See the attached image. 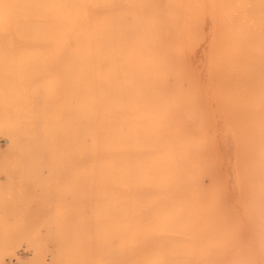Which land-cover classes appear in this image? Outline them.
I'll list each match as a JSON object with an SVG mask.
<instances>
[{
	"label": "rangeland",
	"instance_id": "obj_1",
	"mask_svg": "<svg viewBox=\"0 0 264 264\" xmlns=\"http://www.w3.org/2000/svg\"><path fill=\"white\" fill-rule=\"evenodd\" d=\"M79 1L83 17L43 50L55 93H9L1 76L0 264H179L147 227L191 207L211 215L180 264L232 263L226 217L245 216L248 126L264 119V14L224 24L213 1V15L197 0ZM22 48L4 45L10 63ZM134 170L155 190L106 177Z\"/></svg>",
	"mask_w": 264,
	"mask_h": 264
},
{
	"label": "bare ground",
	"instance_id": "obj_2",
	"mask_svg": "<svg viewBox=\"0 0 264 264\" xmlns=\"http://www.w3.org/2000/svg\"><path fill=\"white\" fill-rule=\"evenodd\" d=\"M105 1L108 0H93L94 4H104ZM116 1L124 3L126 0ZM212 1L217 3L216 13L219 20H222L224 24L230 22V17H234V22H237L242 17H251L252 14H264V0H197L195 7L200 14L213 15ZM83 8L84 4L79 0H0V93H3L4 88H6L1 83V76L4 71H9L14 76V80L7 85L6 90L9 93H41L40 88L42 93H55V83L51 78L50 64L44 56L43 50L56 43L58 31L62 30L66 33L71 22L83 17ZM167 12L172 15L174 10L169 7ZM123 17L124 10L121 9L115 15L106 18L104 29L112 31V22L115 20L123 25ZM91 20L93 21L92 18ZM10 39L15 40L17 49L23 47L21 58L15 56L14 60L9 59L13 60L12 63L8 61V54L4 50V45L8 44ZM199 49L201 50V48ZM217 62L221 67L226 65V61L220 56H218ZM231 77L234 79L233 76ZM104 98H102V102L103 99L107 102L106 97ZM247 134L245 154L248 162L246 167L247 176L250 179L251 194L248 195L249 204L242 221H236L233 216L226 217L227 221L228 219L231 221L230 228L233 231L230 233L232 238H228L229 242L235 238L237 241L234 243L233 249L235 250L234 262L232 261L230 264H264V119L263 121L261 119L254 120L253 123L250 121ZM133 145V148L137 150L143 145V142H136ZM97 147V144L93 143L90 147L83 146V151L85 154H89L98 149ZM106 177L107 179L112 178V181L115 180L114 183L117 182V184H123L127 179L130 187L136 183L149 186L154 190L156 188L154 182L146 180L136 170L132 171L128 177L120 174L106 175ZM101 193L104 195L102 191ZM230 213L232 212L228 211L227 214L230 215ZM210 215V209L207 207L203 211H196L192 207L188 211L180 208L171 209L166 213H160L157 220L148 224L147 231L150 233L151 239L160 241V243L162 239L169 238L171 240L170 246L167 249L158 248V250H162L161 252L166 255H178L180 264L184 257L192 254L189 247L190 241L193 238L202 239L201 232L205 231ZM188 231L194 233L193 238L191 234L188 235ZM246 231L248 236H245ZM225 235L229 236V233ZM221 240L223 241V238ZM247 240L248 242H246ZM222 247L223 243H220V250ZM257 257L260 259L259 263L256 261Z\"/></svg>",
	"mask_w": 264,
	"mask_h": 264
}]
</instances>
